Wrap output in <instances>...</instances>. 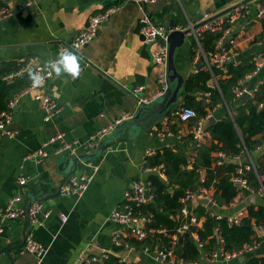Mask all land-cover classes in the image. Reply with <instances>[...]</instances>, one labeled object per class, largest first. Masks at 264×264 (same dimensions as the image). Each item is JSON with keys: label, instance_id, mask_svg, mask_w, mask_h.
<instances>
[{"label": "crops", "instance_id": "obj_1", "mask_svg": "<svg viewBox=\"0 0 264 264\" xmlns=\"http://www.w3.org/2000/svg\"><path fill=\"white\" fill-rule=\"evenodd\" d=\"M25 1L0 0V7L12 11V16L0 22V64L20 65V72L15 74L29 73L30 68L22 72L26 65L49 64L59 56L61 44L71 41L85 28L92 15L113 4L119 5V9L100 25L93 40L83 46L82 56H77L80 72L76 78L71 79V74L58 65L59 74L54 69L52 77L38 86L36 92L51 96L61 106L57 115L49 121L43 119L40 104L34 98L35 91L22 95L13 108L9 127L16 134L0 139V212L9 199L20 196L15 206H25L27 199L31 203L34 197L45 198L41 202L49 213L40 215L34 222H28L26 217L2 218L0 215V264H31L35 260L33 254L22 248L27 235L46 247L41 264H76L81 251L88 256H100L106 252L124 264H163L155 257L158 248H165L160 238L153 237L157 233L155 229L146 231L144 239H137L125 226L111 220L110 215L114 209L121 208L124 191L133 179L149 181L151 173L165 179L161 168L146 172L143 165L148 166L146 158L157 149L180 144L181 136L194 127L195 119L181 122L177 117L176 111L184 103V91L177 98L179 107L167 114L162 122L146 129L140 127L133 135L126 130L107 143L100 156L92 160L98 169L81 196H51L69 169L67 154L55 153L57 144L47 146V155L40 161L27 157V154L59 132L67 141L85 142L89 136L122 117L133 115L137 97L148 100L156 96L161 67L153 61L154 45L144 42L140 35L144 17L164 26L170 21L175 22L177 29H184L190 23L194 25L202 21L204 15L215 14L240 0H37L30 6H26ZM256 4L257 0L245 3L246 16L231 26L229 36L236 38L234 64L246 59L253 62L259 53L264 56V22L255 17ZM186 37L174 58L176 70L184 79L196 71L194 64L200 58L197 48L195 56L191 57L193 38L191 34ZM203 62L201 67H204ZM215 79L217 81V77ZM262 80L264 65L255 73H247L241 83L253 92ZM208 84H214L213 77ZM134 87H140V90L132 94L130 90ZM195 95L197 99L205 96L201 92ZM226 113H230L226 104L217 105L204 124L210 116L216 121ZM205 130L208 134L202 144L210 142L209 132ZM162 132L166 135L160 137ZM186 149L190 163L195 151L192 147ZM263 150L264 141L256 148L254 156ZM244 153L236 155L238 164L244 160V167L253 168L251 156ZM218 156L225 158L221 152ZM81 172L90 174L92 170L81 162L74 174ZM199 173L203 180L204 170ZM21 176L26 178L23 185L18 184ZM237 188L241 191L228 206L215 205L212 189H206L205 197L213 202L211 207L198 203V199L186 206L195 215L196 207L201 205L210 214L229 217L239 210L247 213L249 204L264 203V195L258 194L264 187L257 192L242 185ZM63 217L66 218L64 221ZM178 217L176 214L175 218ZM198 219L197 227H201L205 217L199 216ZM195 234L191 233L197 242ZM115 236H118L119 244L115 242ZM198 246L200 248L201 244ZM210 253L207 255L203 251L198 260L189 261L193 264H248L250 256L264 258V240L260 239L251 250L229 260H212Z\"/></svg>", "mask_w": 264, "mask_h": 264}, {"label": "trees", "instance_id": "obj_2", "mask_svg": "<svg viewBox=\"0 0 264 264\" xmlns=\"http://www.w3.org/2000/svg\"><path fill=\"white\" fill-rule=\"evenodd\" d=\"M222 35V31L205 32L200 41L203 51L214 48L215 43ZM196 44L192 39L191 57L195 56ZM21 68L14 63L0 64V110L7 109L9 99L23 88L29 85L31 79L28 72L15 74ZM254 62L250 59L242 60L236 64L224 65V70L212 68L213 75L217 77V87L208 83L212 79L210 71L201 67L190 73L184 79V94L192 95L184 101L183 105L193 107L197 118H206L217 105L226 104L230 113H226L217 119L207 129L210 135L208 144L196 145L192 133L181 136L180 144L173 147L164 146L157 149L146 158L148 166L162 164L161 172L165 179L151 173L148 177L152 192V200L137 207L136 213L147 217L146 231L155 229L154 238H160L162 246L171 249L176 258L183 260H198L201 252L207 255L217 246V236L222 239V246L227 251L244 249L248 245L258 242L261 238L253 231L252 222L264 225V203L249 204L247 213L241 218L239 224L229 225L226 216L217 217L205 211L198 205L195 209L196 216H204L201 227L191 226L186 232L188 235L177 233L176 242L171 243V236L176 233V228L181 220L175 218L180 214L183 206L181 198L186 190L196 191L199 188L212 189V199L218 207L228 206L237 197L241 189L235 186L232 180L239 174L246 180L247 187L257 192L264 187V150L257 156L254 151L264 141V80L259 83L252 95L244 102L235 105L234 87L238 80L243 81L247 73L254 71ZM12 77H8L12 75ZM209 93L208 97L196 98V93ZM262 104L260 107L259 105ZM196 124V119L194 120ZM257 136V138L255 137ZM195 153L192 162L188 163L187 149L191 148ZM247 152L253 161V168L245 169V161L241 164L226 161L218 156L233 158L236 155ZM245 154V153H244ZM221 160V164L217 161ZM191 167H188V166ZM203 169L205 174L200 179L199 171ZM172 187L173 192L168 190ZM164 229V233L158 230ZM191 233H196L198 241H194ZM149 234V233H148ZM150 236V234H149ZM198 243L201 244L199 248ZM248 264H264V258L250 256ZM91 264H124L118 257L107 254L102 261Z\"/></svg>", "mask_w": 264, "mask_h": 264}, {"label": "built area", "instance_id": "obj_3", "mask_svg": "<svg viewBox=\"0 0 264 264\" xmlns=\"http://www.w3.org/2000/svg\"><path fill=\"white\" fill-rule=\"evenodd\" d=\"M37 0H26L25 5L30 6L34 4ZM135 1H154V0H135ZM119 9V5L113 4L107 6L101 12L92 15L88 24L85 28L80 30L75 37L64 44H61L59 49V56L46 65H36L32 72L36 73L40 77L43 78L42 83H44L47 79L51 78L53 75L55 64L60 59V52L64 50H68L73 52L76 56H82V48L87 43H89L96 36L98 29L102 23H104L108 17ZM243 6H239L233 9L231 12L227 13L224 16H219L210 22H207L196 29H194L190 34L195 41L198 57L203 59V65L205 69L210 71L214 84L213 86L217 87L216 76L213 75L212 68H218L220 70L223 69L224 64L227 60L233 58L235 59V45L236 38L234 36H229L231 31V26L236 24L242 17H245L247 11L243 10ZM12 16V11L8 8L2 6L0 7V22L4 19ZM211 16V15H210ZM209 16L204 15L202 20ZM255 17L264 22V0H257L256 4V15ZM193 24H189L188 27H192ZM173 30V28L164 26L162 24H156L152 22L150 19L144 17L142 19V25L140 28V35L143 38V41L149 44L154 45L153 50V61L155 64L161 67V71L158 74V92L156 96L162 94L167 88L166 81V60H167V38L168 34ZM215 32L222 31V35L219 37L217 42L214 45V48L210 51H203L200 41L203 38V34L205 32ZM262 41H264V34L262 36ZM254 71L255 73L259 68L264 65V56L262 53H259L254 59ZM57 64L56 66H58ZM27 68H30L26 65L25 68L22 69V72ZM20 72V71H19ZM249 75V74H248ZM9 75L8 77H12ZM77 77V76H76ZM71 75V79H74ZM41 83V84H42ZM40 84V85H41ZM38 86H33L32 81L28 86L24 89L16 93L12 96L8 103L7 109L0 110V139L2 136L13 137L16 134V131L10 129L9 124L12 121L13 108L17 105L19 98L28 93L29 91H35L34 98L39 102L43 119L45 121L51 120V118L57 115L61 111V106L57 104V102L48 95L42 94L40 92H36ZM140 87H134L130 91L132 94H135ZM248 91L250 95H252V91L248 90L245 86L242 85L241 80H238L237 85L234 87V93L236 99L242 95V93ZM205 96H208L209 93H204ZM155 97V96H154ZM149 100V99H148ZM146 101V100H144ZM260 107L262 104L259 105ZM178 120L181 122H187L191 119H196V124L191 128L190 133L194 140L196 141L195 146H199L202 143V139L207 136L206 130L203 128L204 122L206 118H197V113L193 107L190 106H181L177 111ZM125 116L121 119L117 120L115 123L108 125L107 127L99 130L95 134L89 136V138L85 142H79L78 140L67 141L64 138V134L62 132L56 133L50 136L47 140H45L41 146L29 154L27 157L33 158L37 161H40L44 158L46 154L45 148L52 144H57L58 146L55 149V153H66L68 155L78 156L80 153H89L93 151L98 141L105 136L106 134L113 131L115 126L119 124ZM165 133L159 134L160 137L165 136ZM179 137V136H178ZM196 147H194V151ZM79 152V153H78ZM234 159L238 160V156ZM222 161L219 160L217 163L220 164ZM84 164L88 165L92 173L87 174L85 172H81L78 174H73L70 176L59 188V194L62 196L68 195H77L81 196L84 191L87 189L89 181L93 176V173L97 171L98 166L94 164L92 161L84 162ZM162 167V164L154 165V166H146L143 165V170L146 172H156ZM246 169H249L250 166H246ZM237 175L232 178L235 183H239L240 186H246V180L242 178L239 174L241 173V169L236 171ZM26 183L25 177L18 178V184L23 185ZM260 196L264 195V188L258 191ZM207 196V191L205 188H199L196 191L186 190L184 196L181 198V203L183 204L178 219L181 220L180 225L176 228V233L171 236V243L174 244L176 242L177 233H184L189 230L191 226H197L199 219L198 217L189 210L186 206L188 202H194L199 198H205ZM20 196H15L7 202L5 208L0 212L2 218H29L31 221H36L40 215H47L49 213L48 209H45L43 203L41 201H33L25 206H15V204L20 200ZM152 200V192L149 181H142L141 179H133L129 186L126 188L123 194V201L121 203L120 209H114L111 212L110 218L116 223L125 226L131 235H133L137 239H144L146 236V230L144 229V225L149 220L145 216H141L136 213L135 209L140 207L147 202ZM214 215V214H211ZM246 215L245 210H239L233 215L227 217V222L229 225L239 224L242 217ZM217 216V215H216ZM219 218V216H217ZM66 218L63 217L64 221ZM143 223V227H140L139 224ZM253 231L264 240V225L257 224L252 222ZM159 233H164V229L158 230ZM2 233V228L0 227V236ZM195 234V233H194ZM196 235V234H195ZM118 236H115V242L119 244ZM196 240H198L197 235L195 236ZM218 244L216 248L210 253V259L212 260H229L234 258L246 251L251 250L254 247L252 245H248L244 249H238L233 251H227L222 246V239L220 236L217 238ZM23 250L30 252L34 255L35 260L31 264H41L42 259L46 253V247H44L39 242L35 241V239L31 235H27L23 244ZM107 256V253H101L100 256H88L84 252H80L77 258L76 264H91L92 262L103 260ZM156 259L163 264H193L192 261L183 260L180 258H176L171 249L168 248H158L155 251Z\"/></svg>", "mask_w": 264, "mask_h": 264}, {"label": "water", "instance_id": "obj_4", "mask_svg": "<svg viewBox=\"0 0 264 264\" xmlns=\"http://www.w3.org/2000/svg\"><path fill=\"white\" fill-rule=\"evenodd\" d=\"M251 0H240L231 6H228L227 8L220 10L219 12H216L215 14H212L211 16L205 18L204 20L200 21L199 23H196L192 25V27L184 28V29H177L175 22H169L168 26L173 28V30L168 34L167 38V60H166V81H167V88L166 90L158 95L155 96L149 100L144 101L142 98L137 97V108L133 115H131L128 118L123 119L119 124L115 126L113 131L103 136L97 143L96 148L89 152V153H83L79 154L78 156L74 155H68L67 158L69 160V169L68 172L65 175L64 180L61 182L60 186L70 177L74 174L76 167L81 162H87L96 160L104 148H106L107 143L116 137L120 135V133H124L126 130H129L130 134H135V131L138 130L140 127L147 128L152 125H155L158 121H163L165 116L172 112L174 109H177L179 107V104L177 103V98L180 96V94L183 92V85H184V77L178 73L175 67L174 58L177 51V48L180 47L186 40L187 35L190 34L194 29L197 27L210 22L211 20L219 17L224 16L231 12L233 9L243 6L245 3L249 2ZM202 58H198L197 62L194 64L196 70L200 69L202 65ZM234 59L231 58L225 62V64L233 63ZM35 65L30 67V70H33ZM192 95L184 94L182 96V100L185 101L187 99H190ZM250 97V93L248 91L242 93L235 101L234 104H240L244 102L246 99ZM215 122V117L210 116L206 123L204 124L203 128L208 129L212 123ZM187 160H189V154L186 155ZM224 160L231 161L238 163L239 160L227 158L225 157ZM236 187H239V183H235ZM59 186V188H60ZM59 188L58 190L51 194V196H56L59 194ZM170 192L173 191V189L170 187L168 188ZM253 197V196H252ZM45 198H39L34 197V201H43ZM198 203H201L203 205H207L211 207L213 205V202H211L208 198H199L197 200ZM26 204L29 203L28 199L25 202ZM28 222L31 220L28 218ZM140 227H143V223L139 224ZM216 236L218 238L217 232L215 231ZM182 234L188 235V233L184 232Z\"/></svg>", "mask_w": 264, "mask_h": 264}, {"label": "clouds", "instance_id": "obj_5", "mask_svg": "<svg viewBox=\"0 0 264 264\" xmlns=\"http://www.w3.org/2000/svg\"><path fill=\"white\" fill-rule=\"evenodd\" d=\"M61 65L67 72H69L73 77L79 75L80 65L78 62V57L71 51L64 50L60 52V59L53 64L57 74L60 72V67L56 65ZM29 78L31 79L33 86H39L42 83L43 78L37 75L36 73L29 70Z\"/></svg>", "mask_w": 264, "mask_h": 264}]
</instances>
